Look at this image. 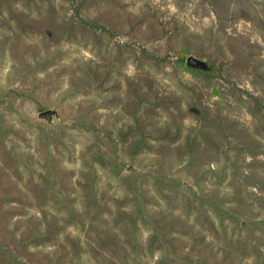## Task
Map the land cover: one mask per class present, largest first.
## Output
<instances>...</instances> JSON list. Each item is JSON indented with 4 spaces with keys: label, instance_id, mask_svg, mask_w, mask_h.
<instances>
[{
    "label": "rangeland",
    "instance_id": "obj_1",
    "mask_svg": "<svg viewBox=\"0 0 264 264\" xmlns=\"http://www.w3.org/2000/svg\"><path fill=\"white\" fill-rule=\"evenodd\" d=\"M0 264H264V0H0Z\"/></svg>",
    "mask_w": 264,
    "mask_h": 264
},
{
    "label": "water",
    "instance_id": "obj_2",
    "mask_svg": "<svg viewBox=\"0 0 264 264\" xmlns=\"http://www.w3.org/2000/svg\"><path fill=\"white\" fill-rule=\"evenodd\" d=\"M187 66L191 69L198 70V71H210L208 64L205 61L199 60L193 56L189 57L187 60ZM53 110H46L42 111L39 116L41 118H45L48 121H51L53 118Z\"/></svg>",
    "mask_w": 264,
    "mask_h": 264
}]
</instances>
